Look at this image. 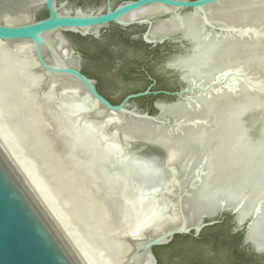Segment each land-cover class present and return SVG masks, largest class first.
<instances>
[{
	"label": "water",
	"instance_id": "obj_1",
	"mask_svg": "<svg viewBox=\"0 0 264 264\" xmlns=\"http://www.w3.org/2000/svg\"><path fill=\"white\" fill-rule=\"evenodd\" d=\"M233 1L137 0L102 14L62 10L65 5H57V0L30 4L27 0H0V43L30 45L33 63L27 66L18 55L9 62L7 73L0 71V81L8 86L20 82L31 91V109L44 121L46 137L70 148L68 154L64 151V168L76 174L81 187L100 197L108 213L111 210L113 226H106L105 234L120 264H158L154 248L169 245L175 237L196 239L225 215L234 219L244 243L264 254V238H257L264 222V173L259 172L264 168V108L250 106L239 119L226 121L224 128L231 135L241 130L244 134L229 139L209 134L200 147L186 134L197 128L208 133L214 126L211 117L169 114L174 108H198V97L209 99L223 90L230 93L231 105H235L241 88L264 104V70L256 68L255 72L253 64L227 68L203 84L181 65L194 57L199 41L186 36L183 29L150 37L155 15L127 20L147 6H157L163 9L160 15H169L160 23L194 14L206 37L233 39L250 33L264 43V21L246 29L227 27L211 18L210 9ZM20 4L27 10H20ZM41 9L48 16L37 20ZM109 24L122 28L147 25L142 39L148 45L181 35L180 43H187L190 49L173 67L181 73L184 88L163 93L177 98L175 102L156 104L155 115L128 105L132 99L149 95L146 90L114 106L97 92L95 81L80 72V55L64 34L97 38L92 31ZM27 67L33 78L26 75ZM60 81L76 86L79 94L55 85ZM45 94L50 95L47 101L43 100ZM79 97L87 103L74 102ZM65 127L72 133L70 137L65 136ZM219 145L238 150L221 157L223 165L227 163L223 170L216 167L218 157H213V177L219 175L222 183L208 185L210 153ZM232 152H237L236 159ZM103 179L115 184L112 194L99 184ZM249 195L258 197L252 201ZM111 227L113 231L108 232ZM0 264H83L1 145Z\"/></svg>",
	"mask_w": 264,
	"mask_h": 264
},
{
	"label": "bare ground",
	"instance_id": "obj_2",
	"mask_svg": "<svg viewBox=\"0 0 264 264\" xmlns=\"http://www.w3.org/2000/svg\"><path fill=\"white\" fill-rule=\"evenodd\" d=\"M27 2L30 4L33 2V0H27ZM20 7H21V9L19 8L20 10H27L25 5L22 6L20 4ZM162 11L163 9H161L160 7L151 6L144 9L143 11L131 14L127 20H133L141 16L153 15ZM209 13L213 20L227 27H231V26H235L237 28L247 27L246 29L256 28V26L261 25L262 22L264 21V0H235L231 3L222 5L220 7L210 9ZM178 29H183L186 36L191 37L200 42L199 43L200 46L196 48L197 53L194 55V57L187 61H184L181 65L189 70L191 76L194 79L202 82L203 84L208 83L211 79L214 78L215 75L219 74L221 71L227 68H238L241 66L245 68L253 64L255 72H256V68L259 70L260 69L264 70V43L260 37L254 38V34H250V33H247L245 35L242 34L241 36H236L233 39L229 38L228 36L206 37L202 33L199 18L196 17L194 14L186 15L179 19H173L160 23L154 27L151 34L153 36H162ZM19 49L20 51H22L21 49H27L29 50V54H31V46L28 44H16V45L8 46L0 43L1 72H6V73L8 72V64L11 61H16V59L12 57L16 55L17 53L16 51ZM27 75H30L33 78V75L30 74V71L27 73ZM58 84L61 85L63 89L71 90L73 93L79 94L80 92L76 86H74L73 84L71 85V83L67 81L55 82V85ZM19 87H22L23 90H26V88L23 87L21 83L20 84L18 83V86H16L17 88L16 91H18ZM27 90H28L27 91L28 95L27 94L26 95L29 98H27L25 103L22 105L24 106L26 105V107L28 108V113H36V111H33V109H31L33 102V98L32 97L30 98L31 91L29 89ZM11 91L13 90H11L7 84L3 83V80L0 81V105H1L0 118H2V116L3 117L9 116L8 115L9 112L12 111L9 110V106L10 108L13 107L10 104L12 103L11 101L14 99V96L13 95L11 96V94H13ZM16 91L14 90V93ZM20 92L22 91L20 90ZM49 96H50L49 94H45L43 100L44 101L49 100ZM196 101H197L196 105L198 108H193V107L191 109L174 108V111L169 112V114L177 113V115L179 116L191 117L194 119L211 117V121L214 126L211 128V130L208 133L197 128L192 130L189 129V131L187 132L188 134H186L187 136L190 137L191 141L193 143L195 142V144H197L199 147L201 146L205 137L209 134L211 135L216 134V137L218 139L223 137L229 139V137L235 135L237 137L238 133L239 135L244 134V131L241 130L239 132H236L234 135H231L230 132L226 131V128H224V126H226V121H229L230 119H239L242 115H244L245 110H247V108H249L250 106L253 107V109L261 108V107L264 108V104L257 97V95L250 96L246 93L245 89L242 88H241L240 96L236 100H234L235 105H231L232 99L230 98V93L226 90L221 91L219 94L209 99L198 97ZM74 102H76L77 104L87 103V101L83 99V97L74 99ZM16 111H18V108ZM50 117L52 116L50 115ZM110 120L111 118L108 121ZM0 124L2 123L0 122ZM3 126H4L3 124L2 126L0 125V145L4 148V150L12 160L15 167L18 169V171L20 172V174L22 175L28 186L31 188V190L36 195V197L38 198L44 209L48 212V214L52 218V220L58 226V228L60 229L66 240L70 243V245L72 246L78 257L80 258L82 263L83 264H120L121 263L120 259H118L117 261L115 260V262H113L112 260L106 257L104 252L101 253L100 250L102 249V247L99 246L100 243H97L98 244L97 245L95 239H92L89 235H91L92 237L94 236L92 234L85 235V233L82 232L83 231L82 228L81 229L78 228L80 227L78 223H75V221H77L78 219H80L78 220L79 223L88 222L89 218L91 217V215L89 214L90 212L88 213L87 212L88 210H83L81 212L80 209L78 210L80 212L79 214H77V216L75 215V217H71V218L68 217L67 216L68 214L66 215L68 211L65 210V205H64V202L65 204H67L68 202L66 198L63 199L64 200L63 202L61 201L63 204L61 202L59 203V201H56V199H54L55 197L52 196V194L50 193L51 191H49L50 190L49 188H48L49 190H45V188L40 185V182L37 180L35 176L36 173L33 171L34 169L32 170L33 166L31 168V165L29 163L27 162L24 163V160L20 156L19 152H21V150L18 151L19 148L18 140L16 139V137H14L13 133L12 134L10 133L11 135L7 134V130L5 129L6 127L3 128ZM219 126L221 128H219ZM64 132L66 137H70L72 134L67 130V127H65ZM133 132H137V131L134 130ZM59 149L63 150V152L65 151L67 154L70 150L68 146L65 147L63 144L60 145ZM233 149L235 151L238 150L236 147L230 148L228 145L227 146L219 145L217 148L211 150L209 157L211 164L208 175L209 176L207 183L208 185H213L218 182L222 183L221 177L219 175L213 177V174H215L216 167L223 170L227 166V163L223 165V162L220 159L223 155L229 154V151ZM63 152L62 154L66 156V153ZM232 153H234L233 155H231L232 159H236L237 154L235 153L237 152H232ZM213 157L214 158L218 157V163L216 167L212 162ZM80 164L83 165V163ZM259 172L264 173V168H261ZM81 182L83 183L84 180ZM99 184H102L104 186V190L106 191L111 190V194L115 190V186H114L115 184L107 179L101 180ZM256 197L258 196L249 195V198H251L250 200L252 201L256 199ZM110 214H111V210L109 211L108 217H111ZM112 229L113 228L111 227L110 230H108V232L113 231ZM257 238L260 240L264 238V222H263V227H260L258 230Z\"/></svg>",
	"mask_w": 264,
	"mask_h": 264
},
{
	"label": "flooded vegetation",
	"instance_id": "obj_3",
	"mask_svg": "<svg viewBox=\"0 0 264 264\" xmlns=\"http://www.w3.org/2000/svg\"><path fill=\"white\" fill-rule=\"evenodd\" d=\"M133 1L137 0H57V5L64 4L65 8L72 11L80 9L84 12L93 11L104 14L108 8L114 10L118 6ZM41 13L45 15L40 17ZM160 14L161 12L153 14L155 16L151 21L154 27L169 18V15ZM47 16V12L41 9L36 14V19L43 20ZM149 16H141L133 20H143ZM147 30V25H132L122 28L115 24H109L92 31L97 38L93 36L81 37L70 33L64 34V37L80 55V72L95 81L97 92L106 101L116 106L130 95L149 90V95L132 99L128 105L141 112L155 115L157 114L156 104H168L177 100V98L163 93H174L184 88L181 73L173 67V64L188 54L190 46L185 42L180 43L181 35H174L162 44L148 45L142 39ZM150 37L157 38L159 36H153L150 33ZM225 216L219 218V223L216 225L223 224ZM214 226L208 227L212 228L208 231H206L207 228L204 229L198 238H190L206 239L207 243H194L197 245L214 244L226 251V260L232 264H264V254L256 253L244 243L242 232L238 230L232 217L229 227L214 228ZM169 245L160 248L164 250L166 256L172 253L166 248ZM178 248L179 245L175 247V249ZM153 252L158 264H161L159 255L155 251ZM172 261L173 263L178 262L179 258L172 257Z\"/></svg>",
	"mask_w": 264,
	"mask_h": 264
},
{
	"label": "rangeland",
	"instance_id": "obj_4",
	"mask_svg": "<svg viewBox=\"0 0 264 264\" xmlns=\"http://www.w3.org/2000/svg\"><path fill=\"white\" fill-rule=\"evenodd\" d=\"M61 9L69 10L65 7ZM21 50L22 51H20V49L17 50L16 55H14L12 58H15L19 55L22 57L23 61L26 62L27 66H33V63L30 60L29 50ZM30 68L27 67L25 73H28ZM20 80L21 79L19 78L17 81ZM18 83L20 84V82H14L15 85L12 84V86H8L11 90H13L11 91L13 93L11 96L13 95L15 99V101L13 99L11 101L12 103L10 104L13 107L10 108V106H8L10 111H14H11L12 113L9 112V116H2V118H0V122L4 125L3 128L6 127L5 129L7 130V134L11 135L13 133L14 137H16L18 140V151L21 150V152H19L20 156L24 160V163H29L31 168L33 166L32 170L34 169L33 171L36 173V175L34 173L33 174L40 182V185L44 187L45 190L50 189V193L55 197L54 199H56V201H59V203L61 201L63 202V199L66 198L68 202L67 204L64 202V205L65 210L68 211V213H66V215L68 214V217H75V215L77 216V214L83 210H88V213L90 212L89 214L91 217L89 218L88 222L79 223L78 220L80 219L77 218L78 220L76 219L77 221H75V223H78L80 226L78 228H82L83 231H81L85 233V235L92 234L94 236L92 237L89 235L92 239H95L96 244L100 243L99 246H101L103 249H99L101 253L104 252L106 257L113 262H115V260L117 261L118 257L115 254V250H113V248L107 243L108 235L105 234L107 233L105 231L106 226L108 227L110 224L113 226V220L108 217L109 213L107 212V206L103 204L100 197L97 195H92L88 192V189H84L83 186H80L76 174L64 168L63 161H65V155H63L59 149L60 144L56 140H49L46 137L45 134L47 133L45 124L43 123L44 121L41 120V117H39L37 113H28V108L26 105H22L25 103L26 99L29 98L27 97L28 90L27 88L26 90H23L22 87H19L18 91H16V86H18ZM14 90L16 91L15 93ZM20 90L22 92H20ZM17 108L18 111H16ZM2 124L0 125L2 126ZM178 244L179 248L175 249L173 253H170L171 256H166L164 250L162 249H157L155 251L159 255L161 264H195L200 260L203 264H232V262L226 260L227 252L221 250L214 244L197 245L192 241H184L183 239H179ZM172 257H178L179 261L173 263ZM211 257L212 260H210Z\"/></svg>",
	"mask_w": 264,
	"mask_h": 264
},
{
	"label": "trees",
	"instance_id": "obj_5",
	"mask_svg": "<svg viewBox=\"0 0 264 264\" xmlns=\"http://www.w3.org/2000/svg\"><path fill=\"white\" fill-rule=\"evenodd\" d=\"M44 15H45L44 13H41V14H40V17H42V16H44ZM230 219H231V217L225 216V220L223 221V224H221V225H216V226H214V228H218V227H224V228H225V226L229 227V225H230ZM211 229H212V228H207L206 231L211 230ZM179 239H183L184 241H193V242H196V243H202V244L207 243V240H206V239L195 240V239H192V238L187 237V236H186V237H175L174 240H173V242H172L168 247H166V248L169 249V251H172V253H173L174 250H175V247H176L177 245H179V244H178V240H179ZM157 249H160V248H154L153 251H156ZM163 249H165V248H163ZM155 253H156V252H155ZM156 254H157V253H156ZM195 264H203V263H202V261L200 260V261L196 262Z\"/></svg>",
	"mask_w": 264,
	"mask_h": 264
}]
</instances>
